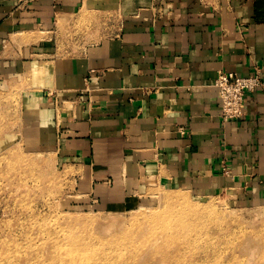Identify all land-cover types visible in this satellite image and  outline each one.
<instances>
[{
  "label": "crops",
  "instance_id": "0c3cea01",
  "mask_svg": "<svg viewBox=\"0 0 264 264\" xmlns=\"http://www.w3.org/2000/svg\"><path fill=\"white\" fill-rule=\"evenodd\" d=\"M256 69L264 81V0H0L18 143L94 206L166 186L264 207V87L229 122L215 87L220 71Z\"/></svg>",
  "mask_w": 264,
  "mask_h": 264
},
{
  "label": "rangeland",
  "instance_id": "374dc122",
  "mask_svg": "<svg viewBox=\"0 0 264 264\" xmlns=\"http://www.w3.org/2000/svg\"><path fill=\"white\" fill-rule=\"evenodd\" d=\"M84 20L76 28L90 25ZM4 96L0 264H264V207L248 203L243 192L158 186L115 209L88 204L52 157L21 147L17 115L2 105ZM162 191L184 193L197 217L177 213L172 220Z\"/></svg>",
  "mask_w": 264,
  "mask_h": 264
},
{
  "label": "built area",
  "instance_id": "2783aa9c",
  "mask_svg": "<svg viewBox=\"0 0 264 264\" xmlns=\"http://www.w3.org/2000/svg\"><path fill=\"white\" fill-rule=\"evenodd\" d=\"M221 100L220 118L223 122L242 120L246 116L247 94L264 87L260 70L245 77L235 72L220 71L215 80Z\"/></svg>",
  "mask_w": 264,
  "mask_h": 264
},
{
  "label": "bare ground",
  "instance_id": "6f19581e",
  "mask_svg": "<svg viewBox=\"0 0 264 264\" xmlns=\"http://www.w3.org/2000/svg\"><path fill=\"white\" fill-rule=\"evenodd\" d=\"M164 191H162V193L160 194L159 196V199L162 200L163 202H166V203H169L170 202V209L166 210V212H169V215H170V218L172 220H174V216L177 214V213H184V215L186 216H189V217H197V214L199 213L197 210H195L194 207H192L190 205V202L187 200V198L185 197V194L184 193H181L179 191H176L175 193H163ZM165 203V204H166ZM163 204V203H161ZM164 204V205H165ZM162 206V205H161ZM175 208H178L179 210L175 209ZM162 213V212H160ZM151 216H142V218L144 219H149ZM153 218V217H151ZM160 216L159 215H155V219H159ZM171 225V224H170Z\"/></svg>",
  "mask_w": 264,
  "mask_h": 264
}]
</instances>
